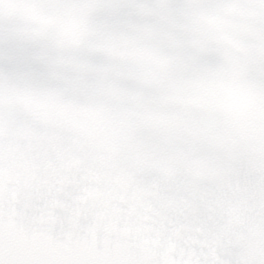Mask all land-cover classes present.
Returning <instances> with one entry per match:
<instances>
[{
    "label": "clouds",
    "instance_id": "1",
    "mask_svg": "<svg viewBox=\"0 0 264 264\" xmlns=\"http://www.w3.org/2000/svg\"><path fill=\"white\" fill-rule=\"evenodd\" d=\"M0 264H264V0H0Z\"/></svg>",
    "mask_w": 264,
    "mask_h": 264
}]
</instances>
